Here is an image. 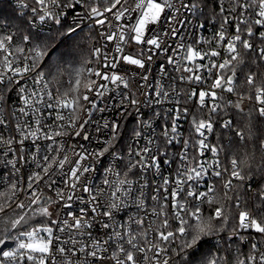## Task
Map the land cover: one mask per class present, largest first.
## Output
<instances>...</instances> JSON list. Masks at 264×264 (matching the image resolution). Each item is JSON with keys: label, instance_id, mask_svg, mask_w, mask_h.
<instances>
[{"label": "snow or ice", "instance_id": "snow-or-ice-1", "mask_svg": "<svg viewBox=\"0 0 264 264\" xmlns=\"http://www.w3.org/2000/svg\"><path fill=\"white\" fill-rule=\"evenodd\" d=\"M36 7L31 8V19L27 21L30 26L44 24L51 21L55 25H61L64 9L75 10L78 7L83 10V16H78L74 26L68 28V33L82 30L84 20L93 22L95 25H108L111 30L106 29V34L102 36L105 41L118 40L120 43L116 46V52L119 58L113 56L109 60L105 54L102 67L107 71L101 72L96 70L93 72L89 69V75H95L98 80L90 81V85L85 87L87 91L79 97L80 79L75 80V86L71 89L74 93L71 99L67 95L61 100H54L52 92L48 89V83L45 80V71L48 61L52 59V53L57 51L59 44L50 47L46 40L36 37L33 43V36L24 35L17 36L14 33L0 32V52L4 53L3 66L5 71L0 73V84H4V88L0 89V103H3V92L9 85H14L15 90L19 93V99L24 105L19 108V113L23 116L34 115L37 128L33 130L25 121V127L17 124V131L22 136L19 140L23 144L24 139H33L36 149V167L38 171L32 173L28 179L26 186L21 188L20 179L17 177L15 182H10L7 191H11L15 196L19 191H24L28 197L27 204L24 201L15 203V208L21 212L16 218L4 222L5 228L0 229V264H48L51 260L52 264H143L144 260H148L149 264H184L190 250L194 249L204 240L205 237L218 234L229 224V216L225 205H220L215 209L214 215L205 219L200 208L207 199L209 203H213L210 194L213 193V187L209 186L206 191H197L201 182L205 181L209 168L212 169L216 177L223 174L217 171L214 165L208 168L202 163L188 168L185 167L177 173L175 188L170 192L173 201L180 198L181 193H185L187 198L193 201H199L192 205L195 211H189L184 204L174 203L176 209V219L179 226L176 231L160 232L159 239L165 244L164 247L154 244L152 248L139 247L137 234L133 232L132 225L142 226L144 217H136L129 215L127 219V227L119 220L123 219V215L129 209L135 207L136 211H142L146 207L145 189L148 183H137L129 179V175L135 176V169L147 171L149 168H158L161 163L160 156H167V151L160 152V148L153 149L151 146L156 142V138L151 136L147 131L151 128V120L142 111L145 106L153 107L151 97H156L155 103H159L161 97L167 99L169 93L162 86L157 87L153 91H141L144 96L143 100L134 98L131 91L120 93L119 102L115 99L109 105L105 100V93L110 91L109 85L116 88L123 86L129 88V82L125 75L118 74L117 70L127 73L128 66H135L139 71L134 75L140 77L137 84L141 89L147 84L152 87L149 82V74L152 71L153 60L155 57L163 55L166 57L168 64L174 68H179L181 63H194L196 58L203 60L207 57H216L219 53L215 50L209 52H199L189 46L186 49V55L180 54L185 51L184 43H169L166 37L176 40L180 37L181 29L188 24V17L195 14L198 9V0H136L134 7H126L127 0L121 3V0H33ZM103 5V8L100 5ZM119 5V7H118ZM21 7H29L21 3ZM219 15L222 18L221 30L217 33L215 39L217 43L225 41L224 25H234L235 35L228 39L225 50L228 58L219 64L209 63V68H216L219 74L216 76L212 88L221 89L232 93L234 91L235 71L231 75H224V71L230 66L234 68L236 61L241 59V50L243 55H250L255 63L264 65V46H255L253 38L259 45H264V0H230V5L225 7L223 3H218ZM135 13L134 23H121L126 19H132ZM111 14V18L109 16ZM114 19L115 23H112ZM241 25L244 26L242 31ZM259 26V27H257ZM203 27V25H201ZM255 29V30H254ZM131 42L142 45L141 51L136 55L124 54L121 45ZM19 39L27 47H21L15 44ZM60 43H63L61 39ZM14 48V52L12 49ZM146 51V55H145ZM94 57L100 55V49H94ZM171 53V54H169ZM12 56L13 59H9ZM23 59V67H13V60ZM244 61V60H243ZM161 72L165 71L164 65H159ZM203 67V65L201 66ZM185 71H192V68L185 67ZM12 75L8 76L7 73ZM26 73H32L33 86L26 87V82L21 83V79ZM51 75V73H49ZM190 79L199 81V75H193ZM155 80V77H153ZM183 80V77H181ZM246 82L249 87H255L256 77L248 75ZM91 94V96L89 95ZM255 100L260 105L257 109L258 115L264 118V85H262L254 93ZM78 97L84 102L83 112L85 116H89L94 110L103 114L111 107L116 111V119L111 121L104 120L102 124L95 126L98 139H101L100 146L95 151L81 149L76 152L78 157L75 161H69V156L63 147L64 141L57 140L56 137L72 136L79 137L82 141L90 142V137L84 132L86 124H90L91 120L85 119L80 123L79 128L72 119V114L76 111L75 98ZM206 97L216 99V93L201 91L199 93V101L203 106ZM232 102L225 104L227 108ZM86 105V107H85ZM236 108H240L239 102L235 103ZM31 109V111H29ZM48 115H52L51 110H55L54 117L57 123L53 126L56 130L44 131V125L41 121L44 117L45 110ZM67 110L68 115H63V111ZM186 111V110H185ZM212 112L217 111L214 104ZM159 116V112L154 113ZM179 113L177 114V118ZM125 117L135 119L137 127L131 130L133 144L128 147L125 163V152L121 145L123 138L127 132L124 121ZM0 123H3L0 120ZM231 121L226 120L223 124L224 128H231ZM124 128V131L121 129ZM176 119H173L170 133L167 127L164 129V146H171L176 142V138L180 135L178 132ZM213 123L209 120L207 123L200 121L196 123V132L200 137H204L205 131H211ZM70 130V131H68ZM242 136V133H237ZM141 138H144V145L139 146ZM44 139L51 141L46 146V150L36 141ZM0 143L7 147V152L0 155L5 157L4 166L10 167L12 173L18 174L20 169L18 164L24 158L14 154L11 148L12 140H3ZM201 154L206 148L204 139L199 142ZM213 153L217 152L215 147L209 149ZM65 153L61 156V153ZM151 153V155H150ZM187 159V142H185L184 156L181 162ZM88 161V163H84ZM70 162L72 166L65 170V163ZM171 163L170 160L163 161ZM231 177L241 182L244 181L245 175L241 174L236 159L232 162ZM123 165V178L118 169ZM103 169L105 187L96 188L95 179L99 177H89L91 172H99ZM59 171L60 175H57ZM264 173V165L259 170ZM111 177V178H110ZM12 181V176L7 178ZM169 179H164V191L168 193L167 186ZM64 185V187H61ZM186 186V187H184ZM42 187H46L53 196L46 195L42 191ZM232 180L229 179L224 188L227 192L233 190ZM160 186L156 187L155 194L152 196L154 201L158 200ZM99 198V199H98ZM7 199V197H6ZM167 199V195L165 196ZM257 199L260 201V209L264 211V187L257 192ZM79 200L82 206L73 209V201ZM100 200L104 203L101 204ZM57 204L63 206L66 211L63 215L52 219V213L49 206ZM239 197L236 198L235 206L239 207ZM4 211V207L0 204V212ZM15 211V209H14ZM154 215H159L154 213ZM40 216L49 219L47 226H32L30 221L33 217ZM70 218V219H69ZM2 220V218H0ZM219 221V223H216ZM168 220H164V227H168ZM95 228L99 233L98 237H93L91 229ZM238 228L243 230L254 229L259 234H264V219L254 218L249 211H240L238 214ZM19 229V230H18ZM234 235H238V231L233 229ZM62 233L63 235H60ZM243 239V237H241ZM147 239V233H145ZM113 243L119 245L113 252L111 261H109L108 250ZM127 243L128 248L124 247ZM54 249V251H53ZM152 251V257H143L139 262L134 255L136 252L144 253ZM195 255V253H193ZM57 256L59 257L57 259ZM91 257V260H89ZM202 264H227L226 258L219 256H211ZM236 264H264V253L257 252V245L252 244V254L246 258H238Z\"/></svg>", "mask_w": 264, "mask_h": 264}, {"label": "built area", "instance_id": "built-area-1", "mask_svg": "<svg viewBox=\"0 0 264 264\" xmlns=\"http://www.w3.org/2000/svg\"><path fill=\"white\" fill-rule=\"evenodd\" d=\"M0 2H4L6 4H10L7 10V16H13V10L17 13L19 19L13 21H7L0 19V32L6 33H14L17 36L30 35L28 32L36 33V34H52L57 33L63 35L61 39L66 40L67 38L75 35L81 30H77L71 34L68 33V28L74 26L77 17L83 16V10L79 7L75 10L64 9L63 18L61 20V25H55L51 21L39 24L32 25L31 31L30 26L27 23L31 19V8L36 7L33 4V0H0ZM136 0H127L126 7H134ZM21 3L28 5L29 7L22 8ZM47 3V0H46ZM121 3H124V0H121ZM230 5V3H229ZM103 8V5H100ZM119 7V5H118ZM228 7V6H227ZM14 12V13H15ZM202 7L198 5V9L195 14L190 15L188 17V24H186L183 29H181L180 37L176 40H172L171 37H166L169 43L175 44L180 43L181 41L184 43L185 51L180 55H186V49L191 46L192 48L198 50L199 52H209L211 50H215L219 53L216 57H205L203 60L200 58H196L194 63L185 64L181 63L180 67L174 68L173 65L168 64L165 56L160 55L154 58L152 71L149 74V82H151L152 87L149 88L147 84L141 89L138 86L137 81H139L140 77L138 75H134L133 73L139 71L135 68V66H128L127 73L117 70L118 74L125 75L129 82V88L125 89L123 86L116 88L113 85H109L110 91L105 93L104 100L110 105L112 100L115 99L116 102H119L120 93H127L129 91L132 92L134 98L138 100H143L144 96L141 95V91H153L157 87L162 86L166 92L169 93L167 99L161 97L159 103H155L156 97L153 94L151 97L153 102V107L145 106L142 111L146 114V116L151 120V128L147 131L151 134V136L156 138V142L151 146L153 149L156 147L160 148V152L167 151V156H160L161 163L158 168H149L147 171H143L141 169H135V176L129 175V179L134 180L137 185L139 183L147 182L148 187L145 189V197H146V207L137 212L135 207L128 210L126 214L123 215V219L119 220L120 223H124L127 227V219L129 215H133L136 217H144V222L142 226L132 225V230L137 234V239L139 241V247L143 248H152L154 244L159 245L160 247H164L165 244L160 241L159 233L167 232V231H176L179 226V221L176 219V209L174 208V203L184 204L188 207L189 211H195V208L192 207L194 203H199V201H193L190 198L186 197L185 193H181L180 198L176 201H173L170 192L175 188V182L177 179V173L185 168H191L198 163L204 164L206 168L209 165H214L217 171H220L224 176L225 168L223 162L221 160V135L223 132L228 131L230 128H224L223 124L226 120H229L227 116V109L232 104H230L227 108H225V104L229 101L233 102V100L239 98V94H237L238 84L235 83L233 85L234 91L232 93H228L227 91H223L221 89H213L212 84L219 74L216 68H209V63L219 64L223 62L224 59L228 58V53L225 50L226 43L228 39L235 35L234 25L225 24L224 25V35L226 37L225 41L217 43L216 35L221 30V25L223 23L220 15L211 20H205L202 18ZM135 13H133L132 19H126L121 21V23L125 24H133ZM111 18V14H109ZM26 19V21H25ZM112 23L115 21L112 19ZM203 25V27H201ZM259 27V26H257ZM89 29L91 31V59L87 64V74L89 75V69L93 72L96 70H100L101 72L107 71V69L102 67L103 60L105 54L108 56L109 60L113 56L119 58V53L116 52V46L120 43L118 40L105 41L102 39V36L106 34V29L111 30L108 25L100 26L95 25L93 22H89L88 20H84L82 24V30ZM242 31L244 30V26L241 25ZM255 30V29H254ZM264 31V29H260ZM59 40L58 44H60ZM126 39L129 40L128 43L121 45L124 54H129L136 56L142 49V45L135 44L131 42L130 38L126 36ZM34 43V41H33ZM15 44H19L21 47H27L24 45L19 39L15 41ZM253 44L255 46H264L259 45L258 41L253 38ZM238 50H240L239 45H237ZM94 49H100V55L98 57H94ZM14 52V48L12 49ZM145 51V55H146ZM171 54V53H169ZM3 58L4 53L0 52V73L5 71L3 66ZM9 59H13L12 56ZM23 59L13 60V67L20 66L23 67ZM163 64L165 71L161 72L159 65ZM203 65V67H201ZM192 68V71H185V67ZM232 70L226 69L224 71V75L229 76L232 74ZM8 76H11L12 73L8 72ZM32 73H26L24 77L21 79V83L26 82V87L32 88L33 79ZM193 75H199L201 79L196 81L195 79H190ZM90 81L98 80L95 75H89ZM155 77V80H153ZM183 77V80H181ZM45 80L48 83V89L52 92L54 100H61L62 96L58 95L53 88L51 87L47 77L45 76ZM70 82V81H69ZM90 82L85 86H89ZM4 88V84H0V89ZM87 91L84 88L82 95ZM201 91L205 92H213L216 93V99L213 100L211 97H206L204 101V105L202 106L199 101V93ZM91 96V94H89ZM240 99H243V96H240ZM83 101L80 107L76 106V111L72 114V119L76 123L79 128L80 123L84 122L85 119L91 120L90 124H86L84 132L90 137V142L82 141L79 137L72 136H63L56 137L57 140L64 141L63 147L66 150V154L69 156V161H75L78 157L76 156V152L83 147L85 150L95 151L99 148L101 139H98L96 128L97 124H102L104 120L111 121L116 119V111L111 107L108 108V111L101 114L100 112L93 111L89 116H85L83 112ZM254 103L258 104V102L254 99ZM217 106V111L212 112L211 109L213 105ZM24 105L19 99V93L15 90L14 85H9L7 89L3 92V103H0V120L3 123H0V138L3 140H12L11 148L14 150V154L18 156H22L24 159L20 161L18 167L20 169L18 174L12 173L10 167L4 166L3 155H0V204L3 205L4 211L0 212V216L7 210L17 209L15 208V203L19 201H24L27 204L28 197L24 191H19L15 196L12 195L11 191H7V186L10 182H15L17 177L20 179L21 184L19 185L21 188L26 186L28 177L38 171L36 167V159H40V157L36 156V149L33 144V139L29 136V138L24 139L23 144L19 143V140L22 134L17 131V124L19 123L20 127H25V121L28 125L31 126L33 130L37 128L35 123V116H23L19 113V108ZM86 107V105H85ZM186 110V111H185ZM31 111V109H29ZM48 111L45 110L43 120L41 124L44 125L43 130L49 131V128H52L53 131L56 129L53 127L57 121H55L54 117L56 115L55 110L52 111V115H48ZM155 112H159L160 115L157 117L154 115ZM179 116L177 118V114ZM63 115L67 116L68 111L64 110ZM173 119H176V123L178 125V132L180 135L176 138V142H174L171 146L165 148L164 146V129L167 127L169 133L171 130V125ZM209 120L213 123V129L211 131H205L204 137H200L196 132V123L200 121H204L207 123ZM127 132L124 135L123 143L121 145L122 149L125 152V163L127 162L126 152L129 146L133 144L131 137V130L137 127V122L135 119H131L129 117H125L124 121ZM70 131V130H68ZM124 131V128L121 129ZM238 137L242 138L243 136L238 135ZM201 139H204L206 148L201 154V150L199 148V142ZM185 142H187V159L184 163L181 162V157L184 156ZM41 146L42 151L46 150V146L51 143L49 140L40 139L36 141ZM144 145V138H141L139 146ZM211 147H215L217 149L216 153H213L209 149ZM7 147L0 143V153L7 152ZM65 153H61L63 156ZM151 155V153H150ZM170 160L171 163H164L163 161ZM84 163H88L85 161ZM72 164L70 162L65 163V170L70 168ZM123 165L118 169L121 172V177L123 178ZM104 170L100 169L99 172H91L89 173V177H99L95 179V187L103 188L105 187L103 184ZM57 175H60L59 171ZM12 176V181H9L7 178ZM221 176V177H222ZM221 177H216L212 169L209 168L208 175L205 181L201 182L200 187L197 188V191H206L209 186L213 187L214 191L210 194L211 199H215L216 191L218 187V182ZM111 178V177H110ZM164 179H169L170 183L167 186L168 193H165L163 181ZM160 186L161 191L159 193L158 200L154 201L152 196L155 194L156 187ZM64 187V185H61ZM186 187V186H184ZM44 191L46 195L53 196L52 192H49L46 187H42L41 189ZM167 195V199L165 196ZM7 197V199H6ZM53 198H55L53 196ZM99 199V198H98ZM101 204L104 203L103 200H100ZM210 203L206 199L201 208L200 213L203 216L206 210V206ZM82 206L79 200L73 201L72 207L73 209H78ZM55 210V218L57 216L63 215L66 209L63 206H57V204H53L49 206V210ZM21 212L20 209H17ZM154 213H158L159 215H154ZM250 214L254 217V215L250 212ZM255 218V217H254ZM70 219V218H69ZM168 220V227H164V220ZM37 226V225H33ZM38 227V226H37ZM93 237H98L99 233L95 228L91 229ZM238 235H234V232H230L228 234H219L216 236L217 241L228 240V241H239L242 245H246L251 241V236L255 235L254 229L243 230L238 228ZM145 233H147V239H145ZM60 235H63L60 233ZM243 237V239L241 238ZM119 247L118 244L113 243L112 247L108 250L109 261H111V257L113 252ZM125 248L129 246L127 243L124 244ZM54 251V249H53ZM134 255L137 257L138 262L145 256L152 257L153 252L147 251L144 253L136 252ZM59 257L57 256V259ZM91 260V257H89ZM48 264H52L51 260L48 261ZM143 264H149L148 260H144ZM154 264V262H153Z\"/></svg>", "mask_w": 264, "mask_h": 264}, {"label": "trees", "instance_id": "trees-1", "mask_svg": "<svg viewBox=\"0 0 264 264\" xmlns=\"http://www.w3.org/2000/svg\"><path fill=\"white\" fill-rule=\"evenodd\" d=\"M218 3H223L225 7L229 6L230 0H198V5L202 7V18L205 20L215 19L219 16ZM10 4L0 2V19L13 21L18 20L17 13L13 10V16H7V8ZM11 9L12 8H8ZM15 12V13H14ZM26 21V19H25ZM91 31L84 29L75 35L67 38L59 44L57 51L53 52L52 59L48 61L44 69L53 90L60 96L71 99L74 94L71 89L75 86V80L80 79L79 97H82L85 86L90 82L87 74V64L91 59ZM33 36L34 43L37 35L39 39L46 40L50 47H55L63 35L36 34ZM241 59L236 61L234 68L236 84H238L237 94L239 98L233 100L227 109V118L231 121V128L221 135V160L225 168V174L218 182L216 196L213 203L206 206L203 217L213 216L215 209L220 205H225L229 216V224L224 231L205 237L204 240L190 250L184 264H202L211 256L226 258L227 264H236L238 258H246L252 254V244L257 245V252L264 253V234L256 233L251 236V241L242 245L239 241L221 240L217 241L216 236L219 234H228L233 229L238 230V214L240 211H249L258 220L264 219V211L260 209V201L257 199V192L264 187V173H261L260 167L264 165V118L259 117L257 109L259 106L254 103V93L264 85V65L255 63L250 55H243L241 49ZM244 60V61H243ZM51 73V75H49ZM256 77L255 87H249L246 78L248 75ZM70 81V82H69ZM243 96V99H240ZM76 106L80 107L82 100L74 97ZM239 102L240 108H236L235 103ZM237 133H242L243 137H238ZM236 159L239 170L245 175L243 182L232 178V160ZM231 179L233 190L227 192L226 199L225 183ZM239 197V207L235 206L236 198ZM20 212L15 209L5 211L0 218V229L5 228L6 221L14 219ZM40 219L33 217L30 224L38 225ZM216 223H219L217 221ZM19 230V229H18ZM195 253V255H193ZM25 264H28L26 261Z\"/></svg>", "mask_w": 264, "mask_h": 264}, {"label": "rangeland", "instance_id": "rangeland-1", "mask_svg": "<svg viewBox=\"0 0 264 264\" xmlns=\"http://www.w3.org/2000/svg\"><path fill=\"white\" fill-rule=\"evenodd\" d=\"M52 213V219H55V210H49ZM36 218L40 219V222L37 226H47L49 224V219L45 217L36 216Z\"/></svg>", "mask_w": 264, "mask_h": 264}]
</instances>
